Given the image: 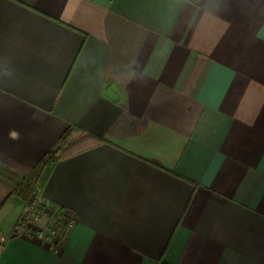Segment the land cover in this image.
<instances>
[{"label":"crops","instance_id":"1","mask_svg":"<svg viewBox=\"0 0 264 264\" xmlns=\"http://www.w3.org/2000/svg\"><path fill=\"white\" fill-rule=\"evenodd\" d=\"M67 131L36 195L75 223L54 254L16 191ZM0 248L264 264V0H0Z\"/></svg>","mask_w":264,"mask_h":264},{"label":"built area","instance_id":"2","mask_svg":"<svg viewBox=\"0 0 264 264\" xmlns=\"http://www.w3.org/2000/svg\"><path fill=\"white\" fill-rule=\"evenodd\" d=\"M40 221H43V226H38ZM74 225L73 218L66 211L49 205L39 196H33L26 201L15 232L18 235L38 237L49 251L56 254Z\"/></svg>","mask_w":264,"mask_h":264},{"label":"trees","instance_id":"3","mask_svg":"<svg viewBox=\"0 0 264 264\" xmlns=\"http://www.w3.org/2000/svg\"><path fill=\"white\" fill-rule=\"evenodd\" d=\"M70 144L71 134L67 131L57 145L43 157L27 180L19 186L16 193L21 199L27 201L31 196L39 195L43 191L55 164L68 155Z\"/></svg>","mask_w":264,"mask_h":264}]
</instances>
